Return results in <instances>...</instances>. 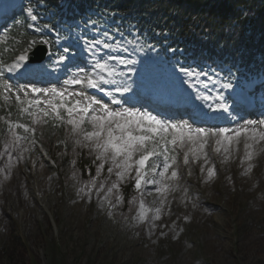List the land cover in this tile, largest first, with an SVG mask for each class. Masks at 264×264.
Listing matches in <instances>:
<instances>
[{
  "label": "rangeland",
  "instance_id": "obj_1",
  "mask_svg": "<svg viewBox=\"0 0 264 264\" xmlns=\"http://www.w3.org/2000/svg\"><path fill=\"white\" fill-rule=\"evenodd\" d=\"M14 3L15 0L8 1ZM25 15L31 19L30 11ZM82 31L79 27L72 35L79 39ZM6 40L2 39L1 43ZM118 46L114 52L107 53L102 44L90 43L96 60L114 54L135 61L120 65L134 68L138 73L159 72L150 70L146 60L136 52H118ZM159 74L158 77L164 76ZM168 75V85L175 89L179 74ZM0 82L9 84L8 79L0 78ZM192 86L209 98L196 100L203 104L210 102L214 108L221 103L215 95L222 97L226 93H215L211 86L204 88L196 81ZM12 87L15 91L19 85L14 83ZM13 107H16L14 98L8 104L0 98V112ZM261 108L256 116L264 113V103ZM263 113V117H252L251 121L264 119ZM12 119L0 120V124L7 125L5 120ZM246 121L249 118L243 122ZM30 122L31 118L24 114L22 123ZM53 124L49 120L48 124L31 125L36 128V142L21 141L20 150L0 156V264H264V141L259 144L249 141L253 144L247 150L253 154L251 160L245 158L243 136L239 144L228 145L227 153L223 147L219 153L215 152L214 142L210 141L205 149L209 157L207 164L190 159L189 165H183L181 154L179 187L168 196L161 219L153 221L149 212V219L141 222L135 218L138 202L131 203L138 196L134 187L130 189L134 180L122 183L119 193L113 191L110 199L114 207L103 200L104 193L97 195L94 188L85 189L92 193L90 197L79 191L96 176L99 161H95L88 148L74 146L63 126L53 127ZM17 131L24 135L22 129ZM8 139L6 131L0 137V153H4V141ZM48 148L54 149L56 158L50 157ZM81 151L92 160V166L80 167L78 152ZM249 165L251 171L245 174ZM34 167L39 178L36 197L29 192L28 182ZM209 167L215 170L211 178L207 174ZM88 169L92 170L91 174ZM107 176L105 165L98 183ZM115 179L113 175L111 180ZM117 194L123 197L122 202H116ZM145 202L149 207L157 206L154 188L151 195L145 196Z\"/></svg>",
  "mask_w": 264,
  "mask_h": 264
},
{
  "label": "snow or ice",
  "instance_id": "obj_2",
  "mask_svg": "<svg viewBox=\"0 0 264 264\" xmlns=\"http://www.w3.org/2000/svg\"><path fill=\"white\" fill-rule=\"evenodd\" d=\"M31 19L35 21L37 17L32 15ZM35 43L36 41H31L29 47ZM95 43L102 42L96 40ZM103 47L111 48L106 42L103 43ZM26 53L27 49L18 55L13 63L0 68V78L7 79L4 76L5 71L14 73L22 67L26 69V62L29 59ZM115 59L118 58L109 55L107 59L96 60L90 70L81 68L79 72L72 73L59 88L26 90L17 87L13 91V87L8 83L0 82L2 89L0 98L4 103L8 104L14 98L18 113L21 116L26 114L31 118L30 124L5 120L10 139L4 141V153H0V156L12 150H20L21 141L34 144L36 128L31 125L48 124L49 120L57 122L65 128L67 139H70L74 146L88 148L90 153L95 155V161H99L96 176L90 178L79 191L90 197L92 193L85 192V189L94 188L97 195L104 193L103 200L114 207L115 204L110 199L111 194L114 190L119 193L120 185L132 179L138 196L131 203L138 202V214L135 218L143 222L149 219V212L152 213L153 221L160 220L168 196L179 187L178 156L182 154L183 165H189L190 159L192 162L203 160L204 164H207L209 157L205 149L210 141L214 142L215 152L219 153L223 147V151L227 153L228 145L239 144L243 136L245 158L251 160L253 154L247 150L252 148L253 144L249 141L255 144L264 141V120H249L235 129L218 125L205 128L194 126V122L189 121L171 122L153 115L150 111L136 109L134 105L123 106L116 95L105 90L107 85L109 88H114V91L121 96L132 91L126 74L119 71L116 65L109 63V60ZM63 60L64 57L60 56L57 63ZM118 63L127 66L134 64L135 61L119 58ZM34 71H42V69ZM181 71L190 77L194 75L183 68ZM211 79L212 77L209 76V80ZM76 86H79L78 90ZM221 87L227 89L231 84L224 83ZM92 89L104 92L109 96L110 103L102 102L92 95L89 92ZM217 99L222 98L217 97ZM228 110L223 103L212 108V111L228 112ZM8 115L10 116L11 112ZM4 119L0 117V120ZM53 126H56V123ZM18 129H22L24 135H21ZM28 150L23 148V151ZM105 165L108 176L98 183ZM8 167H11L10 156ZM251 168L252 166L249 165L245 174L250 172ZM203 171L205 168L202 165L201 172ZM207 174L209 178L214 176V168H207ZM113 175L116 177L115 180H111ZM153 188L158 197V204L154 208L149 207L145 202V196L151 195ZM115 199L117 203L123 201V197L118 194Z\"/></svg>",
  "mask_w": 264,
  "mask_h": 264
},
{
  "label": "trees",
  "instance_id": "obj_3",
  "mask_svg": "<svg viewBox=\"0 0 264 264\" xmlns=\"http://www.w3.org/2000/svg\"><path fill=\"white\" fill-rule=\"evenodd\" d=\"M34 1L50 11L59 3ZM68 6L71 20L85 17L102 23L94 13L110 19L114 28L126 34L128 44L146 49L150 60L159 57L171 67L221 75L238 84L250 78L264 80V0H69ZM33 40L37 38L25 28L12 33L16 52H23ZM13 56L6 55L5 60L12 61ZM10 112L19 121L17 109ZM6 131L0 124V137ZM47 150L56 158L53 148ZM78 157L80 167L92 166L84 151L78 152Z\"/></svg>",
  "mask_w": 264,
  "mask_h": 264
},
{
  "label": "bare ground",
  "instance_id": "obj_4",
  "mask_svg": "<svg viewBox=\"0 0 264 264\" xmlns=\"http://www.w3.org/2000/svg\"><path fill=\"white\" fill-rule=\"evenodd\" d=\"M17 3V0H15V3L14 4H10L12 7ZM75 60H72L70 61L69 63H65V64H62L61 67H63V70L62 69H57L53 72L52 75L48 74L44 80V85L47 86V85H54V84H57L59 81H61V85H63V82L68 79L70 77V74H64V71H66V67H69V69H72L73 67H75V63H74ZM40 67V69H42L44 67V64H40L38 65ZM35 67L34 65H31V66H26V69L24 67H22V74H20L21 78H26V77H30L31 76L29 75V73L32 72V69L34 70ZM75 70H79L80 68H74ZM28 71V73H27ZM135 69H131V72L132 73H135ZM121 72H124L123 69H121ZM28 75V76H27ZM127 78V77H126ZM141 77L139 78H134V79H129L128 80V83L131 85V89L132 91L129 92V93H125L123 96L127 97V100L130 99L132 100L130 102V104H134V99H139L140 98H145V94L146 93H153L155 95V99H160L162 100L163 104L165 105L166 108H163V109H167V107L169 106H172L173 103H175L176 101L178 102V105L177 107H181V108H187V112H192V116L194 118L193 121H197L198 118H196L197 116H200L201 113L204 112V110L201 108V105H199L198 101H196V99L193 97L194 94L193 92L190 91V87L189 86H186V87H181L180 88V91H181V94H179V88H176L174 92H171L170 89L168 87H165L164 84H162V82H158V84L153 81V79L149 76H145V78L141 79ZM10 82H14V80H10ZM136 85H138V87H136ZM164 87V90L162 93H160L158 91V89L162 90V88ZM105 90L106 91H110V92H114V88H109L107 86H105ZM89 92L92 94L93 92L91 90H89ZM195 93V92H194ZM94 94V93H93ZM92 94V95H93ZM96 95H98V93H95ZM116 96H117V93L115 92L114 93ZM95 95V97H96ZM123 96H117L118 99L121 100V103L123 104V106L125 107H130L128 103H126L124 101V97ZM99 97V96H98ZM167 97H170L172 99V102H167L166 99ZM102 102H105V100L101 99ZM123 101V102H122ZM236 102L237 103H245L246 102L244 101V97L242 98H236ZM106 103V102H105ZM110 103V102H109ZM128 104V105H127ZM186 104H189L188 107H186ZM248 105V104H247ZM135 106V105H134ZM112 107H117L115 105H112ZM136 109H140L139 107H136ZM146 108V107H145ZM250 115H254V112L251 111L250 112ZM213 119H206L205 121L206 122H210L209 125L211 126H221V127H227L229 129L231 128H235L237 126V124L239 123H243L240 121V118H238L236 121H234L233 119L232 120H229L226 118V115L225 113H223V115H220V111H217L214 113L213 115ZM240 121V122H238ZM244 124V123H243ZM36 172H37V169L34 167L32 169V171L29 173V179H28V182L30 184L29 186V192L32 194L33 197H36V192L39 191V186H38V181H39V178L36 176ZM47 201V200H46Z\"/></svg>",
  "mask_w": 264,
  "mask_h": 264
},
{
  "label": "water",
  "instance_id": "obj_5",
  "mask_svg": "<svg viewBox=\"0 0 264 264\" xmlns=\"http://www.w3.org/2000/svg\"><path fill=\"white\" fill-rule=\"evenodd\" d=\"M43 55H44V54H43ZM36 56H37V53H34V54L32 55L33 59H35Z\"/></svg>",
  "mask_w": 264,
  "mask_h": 264
}]
</instances>
